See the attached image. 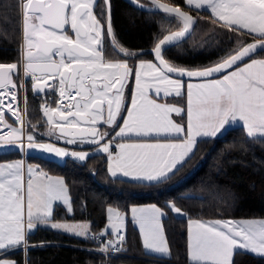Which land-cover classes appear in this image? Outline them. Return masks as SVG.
I'll list each match as a JSON object with an SVG mask.
<instances>
[{"label":"snow or ice","instance_id":"6c2138e0","mask_svg":"<svg viewBox=\"0 0 264 264\" xmlns=\"http://www.w3.org/2000/svg\"><path fill=\"white\" fill-rule=\"evenodd\" d=\"M151 3L157 12L162 10L169 18H178L182 27L158 38L152 49L156 62H141L135 70L136 95L132 109L115 137L134 134L137 138L180 142L121 143L119 154L114 156L111 146L115 137L109 138V132L98 130L101 123L113 129L118 127L117 116L124 102L123 89L134 72L126 59L114 62L105 58L104 36L112 38L116 55L129 58L143 54L127 51L115 41L110 0H104L105 7L99 15L95 12L97 0H16L23 46L17 62L0 63V153L39 151L58 158L72 156L78 161H85L89 155L42 142L35 131H29L36 125L24 119L28 109L26 95L23 98L24 115L20 114L19 108V92L26 90L29 79L34 95L46 96L48 89L59 93L55 108L47 101L40 106L48 125L44 135L63 140L67 145H95L98 151L107 153L108 171L112 176L120 172L137 180L163 182L193 154L196 137H216L237 118L243 121L248 137L264 139V59L252 58L254 54L264 52V0H186L185 6L191 10H210L215 22H222L223 28L252 36L256 41L227 52L214 65L202 69L177 67L163 55L169 46L192 34L196 23L193 17L179 7H170L158 0H151ZM9 23L6 12L0 15V24L5 26L0 36L5 39ZM69 28L74 35L68 34ZM246 60L250 62L245 63ZM21 71L23 82L18 84ZM169 74H175L178 79H172ZM185 76L204 80L187 86L186 126L170 118L172 113L182 115L183 109L158 103L148 96L150 90L157 97L162 94L161 98L180 96L183 84L179 78ZM49 80L54 83L48 84ZM193 87L197 89L195 103ZM5 107L13 118L12 124L7 122ZM24 170L23 161L0 163V264H17L7 257L20 249L27 251L30 246L28 236L39 227L98 241L101 254L121 250L125 236L120 224L112 223L113 215L120 219L119 212L107 209L108 226L98 236L90 234L87 223L56 222L54 211L58 203L72 213L64 182L52 180L31 166L27 168L28 179L25 181ZM169 207L177 214L181 213L174 204ZM131 212L139 225L144 247L153 254L170 256L160 223L164 212L155 206L132 208ZM192 223L195 229L190 227L189 230L190 264H234V255L241 252L264 258V220ZM109 235L115 238L106 239Z\"/></svg>","mask_w":264,"mask_h":264},{"label":"trees","instance_id":"16d2710c","mask_svg":"<svg viewBox=\"0 0 264 264\" xmlns=\"http://www.w3.org/2000/svg\"><path fill=\"white\" fill-rule=\"evenodd\" d=\"M182 5L196 15L192 34L182 43L169 46L164 57L171 63L199 68L217 62L227 52L253 39L233 33L217 23L208 10H191L185 0H168ZM0 15L7 13V39L0 36V63L20 59V10L16 0H0ZM162 12H151L133 7L124 0L112 1V22L118 42L139 50L155 44L165 32L181 25ZM5 26L0 24V31ZM131 57L152 58L149 51ZM256 55H264L260 52ZM134 64V63H133ZM133 68V67H132ZM130 84V82H129ZM26 121L42 128L40 106L44 100L54 102L53 91L34 95L27 84ZM184 103V95L177 97ZM11 118V117H9ZM184 121V114L181 116ZM17 151L0 153V159L20 156ZM47 172L63 176L71 200L72 213L57 204L54 218L87 219L90 232H101L106 222V208L115 205L126 213L125 240L121 252L101 254L89 240L77 238L49 227H39L28 236L29 247L9 255L17 264H97L107 259L109 264H190L187 255L188 217H245L264 216V139L248 137L242 125L228 127L216 137L196 140L193 154L170 178L160 182L132 180L112 176L106 166V156L90 154L85 161L67 156L63 161L27 153ZM153 202L164 212L161 218L170 256H160L144 250L139 230L128 215L134 203ZM170 203L182 208L184 215L175 214ZM43 244V247L36 245ZM234 264H264V258L243 252L234 255Z\"/></svg>","mask_w":264,"mask_h":264},{"label":"crops","instance_id":"0c3cea01","mask_svg":"<svg viewBox=\"0 0 264 264\" xmlns=\"http://www.w3.org/2000/svg\"><path fill=\"white\" fill-rule=\"evenodd\" d=\"M185 2H186V0H185ZM208 11L210 12V10H208ZM252 58L253 59H264V55H254ZM141 62H155V61L153 60V58H137L135 60L134 65H133V68H132L134 70V72L127 79V81L125 83V87H124V89L127 90V97H126V100H124L125 102H124V106H123V112L120 115V117L117 119V125H118V127H115L114 129H113V127H111V130H110L111 131L110 132L111 136L109 138L115 137V132H118L119 131V127H123L124 120L127 119V116H128V111H130L132 109V100H133V98L136 95V84H135V74L134 73H135V70L138 69V66H139V64ZM247 62H250V61L246 60L245 63H247ZM229 71H231V69ZM169 76L172 79H178V77H176V76H172L170 74H169ZM179 79H181L182 84H183V87L181 88V93L182 94L180 96L171 95V96H168L167 98H161L162 97V94H161V97H157L154 94V91H151V90L148 92V96H149L150 99L156 100L158 103H167L169 105H173L175 107H179V108L183 109L184 110V112H183V114H184V121L181 118V116L183 114L182 115H177L175 113H172L170 118L174 122H176L178 124H183V125L186 126L187 125V108H188V91H189L187 86H188L189 83H191L193 85H196V84H199V83L204 82V80L203 79L186 80V79H183V78H179ZM129 82H130V84H129ZM191 91H192V99H193V102L195 103L196 96H197V89L195 87H193ZM183 95L185 97L184 103L180 102L177 99V97H181ZM137 102H139L138 98H137ZM5 103L7 104V101H5ZM8 123L9 124H12L13 122H9L8 121ZM235 125H242L243 126V121H240L237 118L236 120L230 121V124L226 125L225 128L227 129L228 127L235 126ZM15 126H19V125H15ZM244 129L247 132V129L245 127H244ZM47 130L48 129H44V128H41V130H39V128H37V127H35V129H29V131H35V133L37 135V138L40 139L42 142H51V143H54L56 146L64 147L62 145V143L60 142L61 140L57 141L55 137L49 138L48 136L44 135L47 132ZM224 131L225 130H222V132H224ZM198 138H201V137H196V140ZM115 140L118 142V145L121 144V143H125V144H135V143H156V142H180L178 140H175V141H157V140L150 139V138H137V137H135L134 134H129V135L123 137V138L115 137ZM118 145L116 147H114V148H111V151L113 152V155L114 156L115 155H118L119 152H120V149H119ZM75 146L76 147H73L72 151H76V152L84 151V152H88L89 155L92 154V153H95L96 151L97 152H100V151L97 150V147L95 145H87V144H84V145H75ZM64 148H66V147H64ZM72 151L70 150V152H72ZM30 153H32V152H30ZM33 153L39 154V155H43V156H47V157H50L51 156L50 158H54V159L59 160V161H63L65 159V157L58 158L54 154H46V153H42V152H39V151H33ZM100 153H102V154H104L106 156V159H107L106 166H107V170H108V168H109V158H108V155H107V153H103V152H100ZM26 154L27 153H23L20 156H15V157L7 158V159H0V163H2V164H8V163H17V162L23 161V163L25 165V170H24V180L25 181L28 179L27 168L29 166H31L34 169H38V171L41 172V173H43L44 176L50 177V175H48L49 172H47L45 169L41 168L36 162L28 160L26 158ZM116 176H118V177H124V178H128V179H132V180H137L133 176L125 177L120 172H117V175ZM36 179H37V177L34 174L33 175V180L35 181ZM40 179H43V177H40ZM57 179L61 180L60 176L59 177L57 176V178H52V180H57ZM139 181H145V180H139ZM63 182L65 184V181H63ZM153 206L161 209L157 204H155L153 202L134 203V204H131L130 205V208L131 209L132 208H137V209L143 208V209H147V208H151ZM64 208H65V206H64ZM161 211L163 212L162 209H161ZM130 218H131L132 223L139 230V225L133 220L132 212H131V217ZM54 220L56 222H58L61 219L54 218ZM73 220L79 221L77 223H87V224L90 225V221L87 220V219H73ZM262 220H264V216H245V217H188V219H187V255H188V243H189V235H190V231L189 230H190V227H191L192 230L195 229V225L192 223L193 221H201V222L209 223V222H215V221H222V222L223 221L241 222V221H262ZM160 223L162 225L161 220H160ZM116 224H120L121 229L124 230L123 228L125 226V219L123 217H120V222L119 223H116ZM162 229H163V227H162ZM139 234H140L141 243H142V246H143L144 250H146L148 252H151L150 250H147L144 247L143 236H142L140 230H139ZM162 234H163L164 238L166 239L165 234H164V231L162 232ZM166 242H167V240H166ZM167 246H168V243H167ZM168 248H169V246H168ZM188 260H189V257H188ZM189 262H190V260H189ZM119 264H131V263H119Z\"/></svg>","mask_w":264,"mask_h":264},{"label":"flooded vegetation","instance_id":"af4514ba","mask_svg":"<svg viewBox=\"0 0 264 264\" xmlns=\"http://www.w3.org/2000/svg\"><path fill=\"white\" fill-rule=\"evenodd\" d=\"M112 1L113 0H110V10H111V24H112V30H113V32H114V28H113V22H112ZM125 1V0H124ZM138 1H140L141 3H145V4H151V2L149 1V0H138ZM127 2V1H126ZM128 3V2H127ZM130 4V3H129ZM133 6V5H132ZM105 6H104V0H97V6H96V8H95V12L99 15V13H100V11H101V9H103ZM133 7H135V6H133ZM136 8V7H135ZM137 9H139V8H137ZM141 10H143V9H141ZM147 11H149V10H147ZM151 12H156V11H151ZM20 20H21V17H20ZM102 23H105V21L102 19V21H101ZM20 31H21V34H20V45H19V54H20V56H21V49H22V46H23V39H22V23L20 24ZM68 34L70 35V36H72V35H74L73 33H72V31H71V29L69 28L68 29ZM114 38H115V41H117L118 42V40H117V38H116V36H115V32H114ZM104 50H105V58L106 59H109V60H112V61H124L125 59H126V62L128 63V65H129V67L130 68H132L133 67V63L134 62H132V59H131V57H129V58H125V57H123L122 55H116V54H114L113 53V48H112V44H111V40H112V38L111 37H109V36H107V35H105L104 36ZM118 44L120 45V46H122L119 42H118ZM124 49H126L127 51H130V52H135V51H137V50H130V49H128V48H126V47H124V46H122ZM146 49V48H145ZM111 53V55H109ZM57 59H58V57H57ZM14 62H16V61H13V62H10V63H14ZM23 72L21 71V74H22ZM21 74H20V76H21ZM14 79H15V77H14ZM17 83L19 84V83H21V79L20 80H17ZM52 83H54V81L52 82ZM51 83V84H52ZM27 84L29 85V89H30V91H31V84H32V82H31V80L29 79L27 82H26V86H27ZM50 91H53L52 89H48V91L47 92H50ZM54 92V91H53ZM124 92H125V94H126V97H127V90H125L124 89ZM31 93L32 94H34L32 91H31ZM26 95V93H25V89H21L20 90V92H19V96H20V101H21V99L22 98H24V96ZM41 95H44V94H41ZM50 95V94H49ZM50 99V98H49ZM126 99V98H125ZM98 130L99 131H101V132H109L110 130H111V127L110 126H108V125H103L102 123H101V125H100V127L98 128Z\"/></svg>","mask_w":264,"mask_h":264},{"label":"rangeland","instance_id":"374dc122","mask_svg":"<svg viewBox=\"0 0 264 264\" xmlns=\"http://www.w3.org/2000/svg\"><path fill=\"white\" fill-rule=\"evenodd\" d=\"M167 15V14H166ZM178 21H179V19L178 18H176ZM180 22V21H179ZM180 24H182L181 22H180ZM181 26V25H180ZM179 26V27H180ZM244 44V43H243ZM242 45V44H241ZM240 45V46H241ZM183 67V66H182ZM123 95H124V100H126L125 98H126V94H125V92H124V89H123ZM51 96L49 95V97L48 98H50ZM77 99H79V97H77ZM48 100H50V99H47V100H44L42 103H41V105L45 102V101H48ZM125 102V101H124ZM124 102H123V104H122V109H121V112L119 113V115L117 116V119L120 117V115L122 114V112H123V106H124ZM19 108L21 109V112L20 113H22L23 111V108H24V104H23V101L21 100L20 101V104H19ZM4 111H5V113H6V119H7V122L9 121V122H13V118L11 117V114L10 113H7V109H4ZM9 117H11V118H9ZM41 117L42 118H45V117H43V115H42V113H41ZM32 123V125H36V122H31ZM42 128H44V129H48V125L46 124V118H45V123H44V125L42 126ZM39 130H41L40 128H39ZM61 143H62V145L64 146V147H66L67 148V150L70 152V150L72 151V149H73V147H76L75 145H67V144H65L64 143V141L63 140H61L60 141ZM88 145V144H87ZM97 152V151H96ZM33 153V152H32ZM51 157V156H50ZM48 175H50V177H52V178H57V176L59 177L60 176V178H61V180H63V181H65L64 180V178L60 175V174H54V173H48ZM66 184V183H65ZM64 184V185H65ZM65 187L67 188V186L65 185ZM67 195L69 196V193H68V189H67ZM69 198H70V196H69ZM71 201V200H70ZM170 204H173V203H170ZM175 205V204H174ZM175 207H177V208H179V209H181V213L180 214H177L176 212H174L175 214H177V215H184L185 214V211L182 209V208H180V207H178V206H176L175 205ZM108 208H112L113 210H114V212H119V214H120V217H123L124 219H125V226H124V230L123 231H125V228H126V213L123 211V210H121L120 208H118L117 206H115V205H108L107 206V208H106V222H105V224H104V226L101 228V230H103V229H105L107 226H108V220H107V215H108V213H107V209ZM128 215L131 217V208H130V206H129V210H128ZM57 219H61L60 221H58V222H68V223H77V222H79V221H77V220H73V219H65V218H57ZM120 222V219L119 220H117V218H116V216L115 215H113V217H112V223H119ZM122 230V229H121ZM8 259H11V260H14V258H12V257H10V256H8L7 257Z\"/></svg>","mask_w":264,"mask_h":264},{"label":"water","instance_id":"95a60500","mask_svg":"<svg viewBox=\"0 0 264 264\" xmlns=\"http://www.w3.org/2000/svg\"><path fill=\"white\" fill-rule=\"evenodd\" d=\"M125 1H127L128 3H130L131 5H133V6H135L136 8H139V9H143V10H149V11H156V9H155V6L151 3V4H145V3H141L140 1H138V0H125ZM150 2H151V0H149ZM158 2L159 3H163V4H167L168 6H170V7H179L182 11H184L185 13H187L188 15H190V16H192L193 17V19L196 21L197 20V18H196V15L193 13V12H191L189 9H187V8H185V7H183L182 5H180V4H177V3H173V2H170V1H168V0H158ZM138 5H142L143 7H139ZM157 12V11H156ZM160 12H162V10L160 11ZM194 26H195V24L193 25V27H192V31H193V28H194ZM181 27H182V24H181V26L179 27V28H177V29H171V30H168L167 32H165L163 35H167V34H170L171 32H174V31H179L180 29H181ZM163 35L160 37V38H162L163 37ZM189 36L188 35H186V37L185 38H182L179 42H177L176 44H178V43H182L184 40H186L187 38H188ZM158 42V40L155 42V43H157ZM252 42H256L255 41V39L253 38V39H251V40H249V41H247V42H245L244 44H242V45H246L247 43H252ZM155 45V44H154ZM154 45L153 46H151V47H148V48H142V49H139V50H137V51H135L134 53H141V52H143V51H149L150 53H151V55H152V58H153V60H154V55L152 54V49L154 48ZM241 45V46H242ZM241 46H239L238 48H240ZM238 48H236V49H238ZM258 53H260V52H258ZM258 53H256V54H258ZM256 54H254V55H256ZM253 55V56H254ZM164 59L166 60V61H168L165 57H164ZM155 61V60H154ZM156 62V61H155ZM169 62V61H168ZM171 63V62H170ZM216 63V62H215ZM215 63H213V64H211V65H214ZM6 64H8V63H6ZM173 64V63H172ZM175 65V64H174ZM211 65H208V66H211ZM177 67H180V68H185V69H202V68H205V67H208V66H205V67H199V68H189V67H182V66H178V65H176ZM170 75H172V76H176L175 74H170ZM177 77V76H176ZM183 79H186V80H197V79H202V78H196V77H193V78H188V77H183ZM53 81L52 80H49V81H47V83L48 84H51ZM31 91H32V84H31ZM33 92V91H32ZM111 131H109V133H110Z\"/></svg>","mask_w":264,"mask_h":264},{"label":"built area","instance_id":"2783aa9c","mask_svg":"<svg viewBox=\"0 0 264 264\" xmlns=\"http://www.w3.org/2000/svg\"><path fill=\"white\" fill-rule=\"evenodd\" d=\"M21 82H23V73L21 74ZM22 90H23V89H22ZM53 91H54V93L56 94L55 99H54V102H51L50 100H48L47 103H48L51 107L55 108V107L57 106V101H58V99H59V93H58V91H55V90H53ZM50 98H51V97H50ZM21 100L23 101V98H22ZM5 109H7V108L5 107ZM20 114H21V115H24L23 112L20 113ZM24 119H25V116H24ZM25 120H26V119H25ZM31 124H32V123H31ZM117 145H118V142L115 140L114 143L112 144L111 148H114V147H116ZM121 232H122V234L125 236L124 231L121 230ZM99 233H100V232H90V234H91L92 236H98ZM114 238H115V237H114V236H111V235H109L108 237H106V239H108V240H112V239H114ZM88 240L91 241L93 244H95V247H96L97 249H99V242H98V241H97V242H93L91 239H88ZM123 246H124V242H123V244H122V246H121V250H122ZM121 250L118 251V252H121ZM24 251H25V250H24ZM118 252H111V251H110V252L106 253L105 255H108V254H110V253H118ZM23 264H26V262L24 261ZM97 264H109V262H108L107 259H104V260L99 261Z\"/></svg>","mask_w":264,"mask_h":264}]
</instances>
